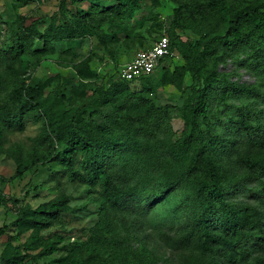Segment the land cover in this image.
<instances>
[{
  "label": "rangeland",
  "instance_id": "1",
  "mask_svg": "<svg viewBox=\"0 0 264 264\" xmlns=\"http://www.w3.org/2000/svg\"><path fill=\"white\" fill-rule=\"evenodd\" d=\"M137 1L139 7L131 18L110 22L102 18L116 17L114 9L119 0H0V105L9 104L8 92L25 79H28L26 82H51L53 86L61 80L64 96L76 102L100 95V91L116 81V72L130 61L134 52L168 34L175 18L178 6L175 0ZM197 1L203 9L206 24L203 28L216 26V15L209 13L210 0ZM220 1L232 11L256 0ZM82 10L95 23L101 22L94 34L68 39V28L80 24L77 13ZM22 19L26 23L38 20L37 30L48 40L44 50L23 55L24 72L14 76L5 69L3 51L14 52L18 48L11 30ZM197 19H200L199 15ZM222 29L220 25L214 30L220 33ZM184 33L182 40L188 32ZM41 43L42 40L38 41L37 47ZM227 47L219 44L215 50H210L213 56L209 66L216 64L218 83L213 84L201 124L213 138L214 148H223V154H216L220 166L234 174L238 170L235 159L240 153L264 155L255 143L247 140L244 132L230 123L240 120L241 113L247 112L252 130L258 134L264 131V60L256 57L248 44L237 42L231 49ZM184 65L182 57L174 56L166 64V73L157 71L146 84L143 81L133 83V88L144 92V103L137 104L125 95L118 103L92 105L95 118L110 129L119 139L118 143L128 147L127 153L131 156L126 161L132 169L126 180L129 179V187L137 189L133 198L140 204L149 194L140 191L153 178L150 171L152 154L160 156L164 153L170 157L172 149L166 145L184 138L185 105L193 81L187 75L177 88L168 78L175 67ZM78 66H87L95 73L86 94L73 90ZM41 132L42 124L36 120L35 113L25 120L21 131L8 133L5 148L13 154L0 156V229H3L0 233V264H65L71 246L89 237V229L97 219L96 193L87 192L85 186L72 184L57 167L50 170V164L24 168L28 165L24 155L31 147V139ZM231 138L235 139L234 145ZM185 194L186 187L181 183L171 189L165 199L162 197L149 206L142 204L144 208L137 201H125L121 207L129 203L128 208H118L113 213L112 240L132 251L145 247L157 259V264H187L189 250L180 242L183 229L190 226L195 210L186 206ZM58 201H62L67 209L58 212L55 218L44 220L46 226L37 232L30 224L19 221L24 210L28 213L29 210L40 211L43 218L49 217L48 213L58 208L54 206ZM225 201L257 210L261 222L256 232H251L250 239H264V173L258 180L237 182L225 193ZM48 250L49 254H45Z\"/></svg>",
  "mask_w": 264,
  "mask_h": 264
},
{
  "label": "trees",
  "instance_id": "2",
  "mask_svg": "<svg viewBox=\"0 0 264 264\" xmlns=\"http://www.w3.org/2000/svg\"><path fill=\"white\" fill-rule=\"evenodd\" d=\"M175 1L178 4L175 18L166 35L170 55L161 58L149 76L127 81L119 76V69L113 84L100 91L97 97L81 102L64 96L61 80L53 86L51 82H26L28 79H25L8 92L9 104L0 105V156L13 154V151L5 148L8 133L21 131L25 120L36 113V120L42 124V132L31 139V147L24 155L28 165L24 168L50 164V170L57 167L72 184L85 186L87 192L96 193V222L89 229V237L85 241L71 246L65 264H157V259L145 247L132 251L112 240L115 229L113 213L118 208H128V204L134 201L141 208H144L142 204L152 205L162 197L165 199L170 190L181 183L186 187V206L195 210L190 226L183 229L180 242L189 250L190 259L187 264H264V239H250L251 232H256L260 226V213L251 207L232 205L225 201V193L237 182L260 178L264 173V155L247 151L240 153L235 159L238 166L236 173L227 172L216 158L217 153L223 154V148H214L216 145H213V138L201 124V118L206 116L213 84L218 83L216 64L209 66L213 56L210 50H215L219 44L231 49L240 42L248 44L253 54L264 60V0H256L232 11L220 0H210L209 13L216 15L217 22L216 26L209 29L203 28L206 26L203 22V9L197 0ZM138 7L137 0H119L114 9L116 17H103L102 20L118 22L120 19L131 18ZM77 14L80 24L68 28V39L94 34V29L101 22L95 23L83 10ZM198 15L200 19H197ZM38 23V20L26 23L22 19L11 30L18 48L14 52L4 50L3 58L5 69L14 76L24 72L23 55L36 54L47 45L48 39H44V34L37 30ZM220 25L223 29L220 33L215 32L214 29ZM47 30L49 32L50 28ZM184 32L188 33L185 40H182L181 34L185 35ZM40 40L41 46L37 47ZM174 56L182 57L185 65L175 67L168 77L169 82L180 88L187 75L193 81L192 92L185 105L187 118L184 138L178 143L166 145L172 149L170 157L164 153L160 156L152 154L150 171L153 178L140 191L149 192L140 204V201L133 198L137 189L129 187V179L126 180V175L132 169L126 161L131 156L127 153L128 147L118 143L119 139L110 129L95 118L96 111L92 105L118 103L125 95L137 104L146 102L142 89L137 90L132 84L137 81L146 84L157 71L166 73V64ZM76 69L78 77L73 90L85 93L95 73L87 66H78ZM246 114L241 113L240 120H232L230 123L235 124L248 137L247 140L253 145L255 143L264 153V131L260 134L253 131ZM230 142L234 145L235 139L231 138ZM160 172L164 175L161 176ZM125 201L129 203L121 207ZM54 206L58 208L48 213L51 217L43 218L40 211L29 210L28 213L24 210L19 221L30 224L33 231L37 232L46 226L44 220L55 218L58 212L67 209L62 201ZM26 208L29 209L28 206ZM2 232L3 229H0ZM45 254H49V250Z\"/></svg>",
  "mask_w": 264,
  "mask_h": 264
},
{
  "label": "built area",
  "instance_id": "3",
  "mask_svg": "<svg viewBox=\"0 0 264 264\" xmlns=\"http://www.w3.org/2000/svg\"><path fill=\"white\" fill-rule=\"evenodd\" d=\"M170 55L169 39L159 37L150 48L138 51L134 57L119 70V76L127 81L149 76L157 67L161 58Z\"/></svg>",
  "mask_w": 264,
  "mask_h": 264
}]
</instances>
